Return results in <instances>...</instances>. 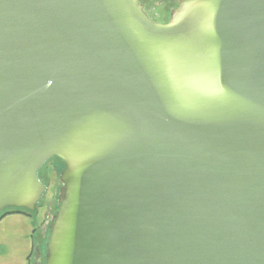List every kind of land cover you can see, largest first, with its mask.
<instances>
[{"label":"water","instance_id":"95a60500","mask_svg":"<svg viewBox=\"0 0 264 264\" xmlns=\"http://www.w3.org/2000/svg\"><path fill=\"white\" fill-rule=\"evenodd\" d=\"M0 0V214L64 164L44 264H264V0Z\"/></svg>","mask_w":264,"mask_h":264},{"label":"rangeland","instance_id":"374dc122","mask_svg":"<svg viewBox=\"0 0 264 264\" xmlns=\"http://www.w3.org/2000/svg\"><path fill=\"white\" fill-rule=\"evenodd\" d=\"M63 170L64 163L57 158L50 159L43 166L40 176L47 182V191L35 213L15 211L0 217V264H33L50 203H53L52 211L58 209V195L62 186L60 175ZM40 247L45 250V243L42 242Z\"/></svg>","mask_w":264,"mask_h":264},{"label":"flooded vegetation","instance_id":"af4514ba","mask_svg":"<svg viewBox=\"0 0 264 264\" xmlns=\"http://www.w3.org/2000/svg\"><path fill=\"white\" fill-rule=\"evenodd\" d=\"M143 5L148 15L156 22L167 23L170 21L172 11L177 7V0H139ZM44 180V177L41 175ZM53 203H50L49 211L47 212L42 224L41 241L34 252L33 264H44L46 258V244L49 236V228L51 220L56 211H52ZM45 243V250L40 247V244Z\"/></svg>","mask_w":264,"mask_h":264},{"label":"trees","instance_id":"16d2710c","mask_svg":"<svg viewBox=\"0 0 264 264\" xmlns=\"http://www.w3.org/2000/svg\"><path fill=\"white\" fill-rule=\"evenodd\" d=\"M54 158H57V159H60V158H58V157H54ZM52 159V158H51ZM61 160V159H60ZM62 161V160H61ZM48 162V161H47ZM46 162V163H47ZM63 162V161H62ZM64 163V162H63ZM64 167H65V164H64ZM41 172V171H40ZM47 183V182H46ZM40 205V204H39ZM15 211H17V212H22V213H26V214H33V213H35L36 211H29V210H26V209H18V208H8V209H6L2 214H0V217L4 214H7L8 212H15Z\"/></svg>","mask_w":264,"mask_h":264}]
</instances>
